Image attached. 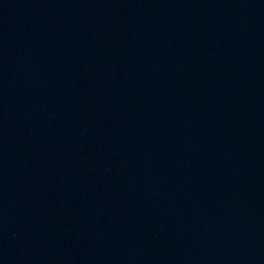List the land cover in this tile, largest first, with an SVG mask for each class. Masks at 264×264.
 Listing matches in <instances>:
<instances>
[{"label":"water","instance_id":"95a60500","mask_svg":"<svg viewBox=\"0 0 264 264\" xmlns=\"http://www.w3.org/2000/svg\"><path fill=\"white\" fill-rule=\"evenodd\" d=\"M0 264H264V0H0Z\"/></svg>","mask_w":264,"mask_h":264}]
</instances>
